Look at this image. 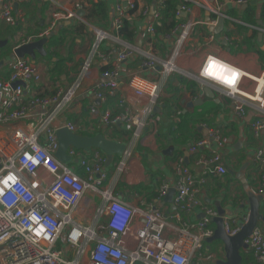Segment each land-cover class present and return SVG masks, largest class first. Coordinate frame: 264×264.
<instances>
[{
    "label": "built area",
    "instance_id": "built-area-1",
    "mask_svg": "<svg viewBox=\"0 0 264 264\" xmlns=\"http://www.w3.org/2000/svg\"><path fill=\"white\" fill-rule=\"evenodd\" d=\"M227 1L238 6L247 3L246 0ZM135 9V0L118 1L113 18L116 35L126 16ZM220 9L219 5L212 10V26H216L219 19H229ZM11 11V7H4L0 18L14 25ZM190 11L188 6L181 5L175 15L179 19ZM73 17L71 12L53 14L55 20ZM154 19L158 17L155 15ZM198 23L190 19L179 23L171 32L177 35L175 46L158 63L147 53L125 43H120L122 49L118 53L101 56L106 64L111 55L114 58L111 65L102 70L101 81L91 89L90 98L105 102L108 96H116L121 110L112 114L107 109L99 111L93 105L91 114L98 115L105 127L128 126L135 131V136L150 127L154 123L150 115L159 102L162 84L132 75L128 88L137 101L144 100L146 104L129 105L118 92L121 66L139 52L143 58L141 68L158 70L164 79L179 72L173 61ZM54 25L55 21L51 22L38 37L47 38ZM146 33L153 36L154 25L150 24ZM106 38L105 33L96 31L93 53ZM207 38L211 41L213 36ZM90 59L83 64L78 80L71 87L56 89L48 97L35 96L23 102L22 85L39 80L37 67L25 59L14 60L9 78L0 81V127L18 122L25 125L13 130L9 137L0 138V264H215L217 257L206 252L204 243L214 233L212 219L219 215L202 201L200 186L208 176L226 175L221 154L226 139L219 130L202 125L203 137L189 148L190 153L197 154L195 165L201 171L200 177L195 178L179 159L175 168L172 215L150 203L132 207L118 200L114 190L106 186L105 158L98 151L87 156L74 148L67 150L70 162L76 159L82 175L75 173L69 163L55 157L56 132L66 129L75 134L76 127L68 121L57 127L54 123L68 110L88 71ZM193 77L203 88L228 96L239 119L246 114L247 105L255 104L253 135L258 138L264 132V73L253 77L218 57L207 56ZM242 78L253 81V93L241 89ZM125 154L129 156V152ZM252 159L264 169V150H255ZM260 179L264 181L263 172ZM169 190V186L163 185L159 198H166ZM196 210L201 219L189 221L187 217ZM247 219L248 213L235 220L224 218L225 235L238 234ZM244 244L255 262L250 264H264L262 230L255 227Z\"/></svg>",
    "mask_w": 264,
    "mask_h": 264
},
{
    "label": "crops",
    "instance_id": "crops-1",
    "mask_svg": "<svg viewBox=\"0 0 264 264\" xmlns=\"http://www.w3.org/2000/svg\"><path fill=\"white\" fill-rule=\"evenodd\" d=\"M118 1L0 0V13L4 7H11V15L15 19V24L9 25L0 18V81L9 78L11 63L19 59H10L14 50L31 42L45 41L41 48L43 53L38 48L29 49L28 54L20 58L37 67L39 72L38 81L22 85L23 102L35 96L48 97L56 89H68L78 80L83 64L91 58L88 71L68 110L58 117L54 126L68 121L75 125L76 135L101 136L124 146L123 153L113 155L111 162H108L103 152H98L105 158L103 170L107 177L106 186L114 190L118 200L132 207L150 203L172 215L175 168L179 159L183 160L195 178L200 177L201 171L195 165L197 154L190 153L189 148L203 137L202 125L219 130L226 139L221 152L226 175L207 177L205 184L200 186L202 201L222 219L235 220L249 210L243 191L242 181L245 180L248 189L263 197L258 210L263 220L258 221L256 227L264 233V181L260 179L264 169L252 159L255 150H264V132L258 138L253 135L251 123L254 120L255 104L247 105L246 114L239 119L234 114L228 96L214 90H211L213 97L206 96L203 89L208 87L203 88L193 77L207 56L218 57L253 77L264 73V0H249L240 6L227 0H180L176 9L186 5L191 11L179 19L174 12V28L189 19L199 23L183 41L180 54L173 61L179 72L161 78L158 70L140 67L143 58L139 52L121 66L118 92L129 105L146 104L144 100L137 101L128 88L132 75L162 84L159 102L150 115L154 123L142 129L137 136L132 128L123 124L105 127L100 117L90 112L93 105L99 111L107 109L112 114L121 110L116 96H108L105 102L90 98L91 89L101 81L102 70L107 69L114 58L111 55L106 64L101 56L109 52L118 53L122 49L120 43H125L147 53L158 63L170 54L177 35L171 34L174 28L169 31L160 29L161 9L166 0H135L136 9L124 19L133 32V40H123L116 35L113 26L114 7ZM219 5V12L229 19L223 20L220 32L215 33L217 25H211L214 18L212 10ZM245 10H251L246 20ZM66 12L73 13L74 17L53 18L54 13ZM155 15L158 19H154ZM53 21L55 25L50 35L44 39L39 38ZM150 24L155 28L153 36L146 33ZM96 31L105 33L107 38L99 45L98 51L93 53ZM210 35L213 36L211 41L207 38ZM139 42L140 47H137ZM241 89L253 93L255 84L248 78H242ZM32 117H35V113ZM24 126V122L1 126L0 138H7L13 130ZM94 151L97 150L90 149L82 153L90 156ZM125 152H129V156ZM69 166L75 173L82 175L76 159L69 162ZM163 185L169 186L170 190L166 198H159V189ZM182 218H186V215H182ZM187 218L196 221L201 219V215L196 210ZM211 226L215 230L213 222ZM204 249L214 254L216 260L224 258L222 244L217 241L208 243L206 240ZM240 255L243 264L254 262L248 249H242Z\"/></svg>",
    "mask_w": 264,
    "mask_h": 264
},
{
    "label": "water",
    "instance_id": "water-1",
    "mask_svg": "<svg viewBox=\"0 0 264 264\" xmlns=\"http://www.w3.org/2000/svg\"><path fill=\"white\" fill-rule=\"evenodd\" d=\"M222 24L223 20L219 19L217 21L215 33H218L217 31L220 32ZM43 42L45 41L42 40L37 43L31 42L30 44L17 47L10 59L13 60L14 58H23L25 54H28L29 49L37 50L38 48V51L43 53L41 50ZM140 44V42L137 43V47H140ZM16 85L17 83H15L14 86ZM203 92L206 96H214L210 89L205 88L203 89ZM56 138L58 142V149L55 157L65 164L70 162V157L66 154L69 148H74L83 152H88L90 149L101 151L106 155L108 162H111L113 155H121L124 151V146L108 141L101 136L82 137L71 133L66 129L58 130L56 132ZM242 183L244 185L243 191L247 198V204L249 208L248 219L247 222L241 227L239 233L233 237L225 235L222 217L219 216L212 219V222L215 224V230L212 237L209 238L207 242L212 243L217 241L221 243L224 253V258L217 260L215 264H243L240 251L242 249H247V246L244 244V240L250 237L253 229L257 226L258 221L263 220L258 212L259 203L262 201L263 197L255 195L250 189H248V185L246 184L245 180H243Z\"/></svg>",
    "mask_w": 264,
    "mask_h": 264
},
{
    "label": "trees",
    "instance_id": "trees-1",
    "mask_svg": "<svg viewBox=\"0 0 264 264\" xmlns=\"http://www.w3.org/2000/svg\"><path fill=\"white\" fill-rule=\"evenodd\" d=\"M249 2V0H246ZM180 3V0H166L161 9V20H160V29L163 31L172 30L175 26V22L172 19L173 14L176 10V6ZM251 15V10H245L244 12V20L248 19ZM262 16L264 17V4L262 6ZM118 36L127 42H131L133 40V32L129 27L127 21H123L122 27L118 33Z\"/></svg>",
    "mask_w": 264,
    "mask_h": 264
},
{
    "label": "rangeland",
    "instance_id": "rangeland-1",
    "mask_svg": "<svg viewBox=\"0 0 264 264\" xmlns=\"http://www.w3.org/2000/svg\"><path fill=\"white\" fill-rule=\"evenodd\" d=\"M87 197V196H86ZM86 199V198H85ZM60 247H62L61 245H59V249H60ZM217 255V254H216Z\"/></svg>",
    "mask_w": 264,
    "mask_h": 264
},
{
    "label": "snow or ice",
    "instance_id": "snow-or-ice-1",
    "mask_svg": "<svg viewBox=\"0 0 264 264\" xmlns=\"http://www.w3.org/2000/svg\"><path fill=\"white\" fill-rule=\"evenodd\" d=\"M209 74H210V75L212 74L211 71L209 72Z\"/></svg>",
    "mask_w": 264,
    "mask_h": 264
}]
</instances>
